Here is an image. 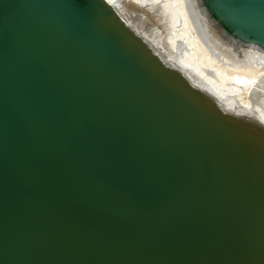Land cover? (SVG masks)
<instances>
[{"label": "water", "instance_id": "95a60500", "mask_svg": "<svg viewBox=\"0 0 264 264\" xmlns=\"http://www.w3.org/2000/svg\"><path fill=\"white\" fill-rule=\"evenodd\" d=\"M197 1L264 51V0ZM259 220L264 129L105 0H0V264H264Z\"/></svg>", "mask_w": 264, "mask_h": 264}, {"label": "bare ground", "instance_id": "6f19581e", "mask_svg": "<svg viewBox=\"0 0 264 264\" xmlns=\"http://www.w3.org/2000/svg\"><path fill=\"white\" fill-rule=\"evenodd\" d=\"M105 1L108 3V0ZM117 2L119 7L110 5L122 25L130 29L136 37H140L165 66L176 69L190 85L210 97L224 112L264 129L256 119L258 116L256 109L264 110V67L259 63L264 60L263 50L228 37L225 31L201 10L197 0H184L188 21L186 29L183 17L174 26L171 9L165 8L163 4L151 2L145 4L143 0L141 3H135L134 0ZM170 40L174 41V46ZM237 76L254 78L256 83L249 91L243 85L233 83L231 78ZM209 81H213L214 84ZM233 88L239 89V92L236 95L228 94L227 90ZM242 99L250 102L252 107H243ZM256 168L259 170L261 164L259 163ZM170 196L182 203V195L175 187L163 192L164 199H169ZM196 217L199 215L196 214ZM159 220L165 222L163 219ZM259 221L264 229V224ZM165 250L166 247L163 251ZM165 257L166 262L172 264L175 252L173 255L167 253Z\"/></svg>", "mask_w": 264, "mask_h": 264}, {"label": "snow or ice", "instance_id": "6c2138e0", "mask_svg": "<svg viewBox=\"0 0 264 264\" xmlns=\"http://www.w3.org/2000/svg\"><path fill=\"white\" fill-rule=\"evenodd\" d=\"M134 2L141 3L142 0H134ZM143 2L145 4L148 2L157 4V5L163 4L165 8L171 9V15L173 18L174 26L176 23L179 22L180 18L183 17L184 18V28L186 29L188 27L187 14L184 10V0H143ZM108 3L116 7L120 6L117 0H108ZM252 7L253 6L249 4L247 0H235V2L232 4V8L240 14H246ZM170 43H173V46H174V41L170 40ZM259 63L261 67H264V60L260 61ZM231 79L233 83L237 85H243L249 91L251 90L252 86L256 83V80L254 78L248 79V78H241L237 76V77H232ZM209 82L214 84L213 81H209ZM217 90L221 91L220 89H217ZM238 92H239V89L237 88L227 90V93L232 94V95H236ZM221 94H224L223 91H221ZM241 104L245 108L252 107L250 102H245L243 99L241 100ZM256 112L258 113V116L256 117V119L259 121L260 125L264 126V110L257 108ZM236 114L243 115V113H236Z\"/></svg>", "mask_w": 264, "mask_h": 264}]
</instances>
